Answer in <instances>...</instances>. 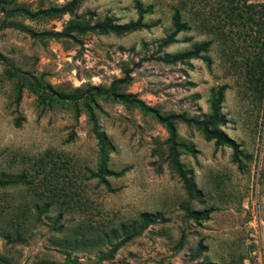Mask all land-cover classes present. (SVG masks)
Segmentation results:
<instances>
[{"label": "rangeland", "instance_id": "374dc122", "mask_svg": "<svg viewBox=\"0 0 264 264\" xmlns=\"http://www.w3.org/2000/svg\"><path fill=\"white\" fill-rule=\"evenodd\" d=\"M66 1L0 0V264H264V0H81L72 14H38ZM139 5L145 27L127 33L42 34L70 18L123 24ZM174 11L187 29L158 48ZM202 41L201 58L161 59ZM221 84V129L243 154L238 163L229 147L175 122L176 140L196 150L179 149L200 191L189 198L169 168L165 127L105 91L203 118ZM90 114L108 143L107 168L124 169L107 186L93 175ZM183 207L213 211L196 222ZM143 211L168 221L123 241L119 225Z\"/></svg>", "mask_w": 264, "mask_h": 264}, {"label": "trees", "instance_id": "16d2710c", "mask_svg": "<svg viewBox=\"0 0 264 264\" xmlns=\"http://www.w3.org/2000/svg\"><path fill=\"white\" fill-rule=\"evenodd\" d=\"M81 0H68L64 4L55 7H48L46 9H40L38 14L43 16L47 15L50 17L60 16L62 14L68 13L72 14L75 9L78 7V4ZM142 12L143 9L139 5V15L136 20H131L123 24L115 23L114 20L105 16L101 20L97 19L91 21V19L82 17V18H70L66 21L63 28L59 31L50 30L43 31L42 34L53 37L56 39L59 38H70L73 40H78L77 36L85 34L88 32L107 34L113 33L115 35H120L127 33L142 27H145V24L142 22ZM172 25L173 30L170 34L162 38L158 44V48H162L171 42L174 41V35L180 30L187 29L185 22L180 21L178 11H174L172 14ZM210 42L202 41L200 43H195L192 49L184 51L180 54L175 55H166L162 57L164 61L175 62L181 61L185 58H201V52L206 51ZM207 62L209 59L203 57ZM146 60V58L140 59L134 66H138L140 62ZM125 74H128L127 70ZM120 81V80H119ZM24 83V82H23ZM23 83L16 86V101L19 100L21 96V89ZM29 90L36 92L39 96L40 93L34 88V85L31 83H26ZM225 84H221L215 89L212 90L209 98V113L206 117L197 118L186 116L184 112L181 113H169L166 115L161 114L156 108L146 105L142 100L134 98L132 94L121 95L118 94L113 88L107 89L105 92L108 96L112 98H117V96L128 97L127 102L130 105L139 108V110L145 114L152 116L158 123L162 124L167 133V155L168 165L170 170L181 180L183 184V189L189 198H193L196 195H200V191L195 189L194 183L191 181L190 177L183 164L179 160V149H183L192 155L195 154L196 150L192 146H187L176 140V128L175 122H183L187 125H193L197 127L203 134L204 139L212 140L215 147L226 146L232 150V158L236 162H240V155H242V150L239 148V144L230 136L225 133L221 127L226 124L227 119L223 113H221V102L224 96V91L226 89ZM43 100V98L41 97ZM90 119L94 122L93 116L90 114ZM16 125L19 124L18 120L15 122ZM93 133L97 139L98 144V159L96 164V171L93 175L98 179L99 183L108 185L106 176L110 175H119L124 169L119 171L109 170L106 166L107 153H108V143L105 141L104 137L97 131L96 124H93ZM182 207V206H181ZM186 210V214L189 217L193 218L196 222L199 220H207L209 214L213 211L212 208H207L201 211H194L188 207H183ZM168 221V218L164 217L159 212H149L143 211L140 212L136 218H134L129 223H121L118 227L121 235L123 236V241L128 240L146 229L149 225L164 223Z\"/></svg>", "mask_w": 264, "mask_h": 264}]
</instances>
